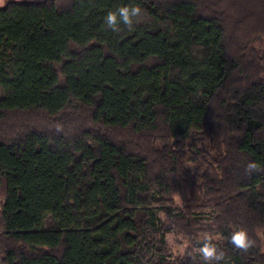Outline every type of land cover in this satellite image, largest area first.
Listing matches in <instances>:
<instances>
[{
  "label": "trees",
  "instance_id": "1",
  "mask_svg": "<svg viewBox=\"0 0 264 264\" xmlns=\"http://www.w3.org/2000/svg\"><path fill=\"white\" fill-rule=\"evenodd\" d=\"M0 264H264V0L0 7Z\"/></svg>",
  "mask_w": 264,
  "mask_h": 264
},
{
  "label": "clouds",
  "instance_id": "2",
  "mask_svg": "<svg viewBox=\"0 0 264 264\" xmlns=\"http://www.w3.org/2000/svg\"><path fill=\"white\" fill-rule=\"evenodd\" d=\"M0 3H2V0H0ZM141 12V9L139 7H120L117 12L109 13L106 17V23L109 28H111L113 31L117 30V17H119V20L129 27H131L133 18L139 16ZM250 167H254V165H250ZM232 242L240 248H246L248 246L246 242V235L243 231L237 232L232 237ZM203 253L205 256V259L213 256V249L210 247L205 246L203 249ZM216 259H221L220 256H216Z\"/></svg>",
  "mask_w": 264,
  "mask_h": 264
},
{
  "label": "rangeland",
  "instance_id": "3",
  "mask_svg": "<svg viewBox=\"0 0 264 264\" xmlns=\"http://www.w3.org/2000/svg\"><path fill=\"white\" fill-rule=\"evenodd\" d=\"M21 1L34 2L41 0H2V3H0V7L4 6L7 2H21ZM161 217L165 220L164 215H162ZM165 239L167 242L168 249L173 255L181 254L183 252L185 243L180 239L175 238V236L170 231L167 232Z\"/></svg>",
  "mask_w": 264,
  "mask_h": 264
}]
</instances>
